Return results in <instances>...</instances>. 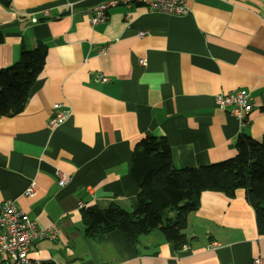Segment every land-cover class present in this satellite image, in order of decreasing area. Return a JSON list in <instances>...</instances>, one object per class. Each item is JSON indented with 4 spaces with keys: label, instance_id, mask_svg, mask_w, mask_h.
Segmentation results:
<instances>
[{
    "label": "crops",
    "instance_id": "obj_1",
    "mask_svg": "<svg viewBox=\"0 0 264 264\" xmlns=\"http://www.w3.org/2000/svg\"><path fill=\"white\" fill-rule=\"evenodd\" d=\"M108 1L0 5V69L21 48L46 49L23 110L0 116V203L59 230L55 240L33 243L28 256L42 264H264V235L240 190L233 198L203 192L183 231L190 242L179 250L157 230L135 245L117 230L100 243L84 234L81 207L135 209L130 171L140 139L165 141L173 166L186 168L232 158L239 134H264V0H186L185 15L115 6L91 27L92 9ZM234 91L253 94L242 128L214 103ZM55 104L69 117L50 128ZM56 171L69 180L59 184ZM31 184L34 194L25 196ZM210 243L216 248L206 250Z\"/></svg>",
    "mask_w": 264,
    "mask_h": 264
},
{
    "label": "trees",
    "instance_id": "obj_2",
    "mask_svg": "<svg viewBox=\"0 0 264 264\" xmlns=\"http://www.w3.org/2000/svg\"><path fill=\"white\" fill-rule=\"evenodd\" d=\"M0 5L10 9L11 0H0ZM45 57L46 49L41 44L33 49L21 48L14 64L0 69V116L13 117L23 110ZM234 147V156L227 160L175 168L165 141L140 139L133 148L130 171L137 186L135 209L125 211L113 203L104 209L81 207L84 234L100 243L117 230L135 245L140 236L157 230L165 242L179 250L190 242L183 231L188 215L198 209L203 192L233 198L240 190L254 211L258 234L264 235V134L260 139L239 134ZM170 209L174 213L167 217L164 213Z\"/></svg>",
    "mask_w": 264,
    "mask_h": 264
},
{
    "label": "built area",
    "instance_id": "obj_3",
    "mask_svg": "<svg viewBox=\"0 0 264 264\" xmlns=\"http://www.w3.org/2000/svg\"><path fill=\"white\" fill-rule=\"evenodd\" d=\"M133 5H141L148 12H158L167 15H185L189 12L186 0H111L95 6L88 18L91 27L102 24L106 20V13L110 7L123 6L130 8ZM47 17V13H44ZM38 20L34 17L31 22ZM144 33H139L142 37ZM107 48L103 49L105 52ZM139 63L144 66L145 60ZM102 82H106L105 77H100ZM253 94L246 91H234L228 94H218L214 97V103L221 109L227 111L234 117L242 128L247 123V116L252 110ZM69 112L63 109L60 104L53 105V114L48 121L50 128L59 126L67 122ZM59 184H65L69 177L67 174L56 171ZM34 194V184L27 187L24 195ZM59 230L52 226L50 228H40L36 222L30 220L25 213L17 208L11 201L0 203V264H42L41 261L31 259L28 256L29 249L33 243L40 240H55ZM216 248V243H210L206 250ZM253 264H263L260 258H255Z\"/></svg>",
    "mask_w": 264,
    "mask_h": 264
},
{
    "label": "rangeland",
    "instance_id": "obj_4",
    "mask_svg": "<svg viewBox=\"0 0 264 264\" xmlns=\"http://www.w3.org/2000/svg\"><path fill=\"white\" fill-rule=\"evenodd\" d=\"M173 213H174V210H173V209H170V210H166L164 214H165L167 217H171V216L173 215Z\"/></svg>",
    "mask_w": 264,
    "mask_h": 264
}]
</instances>
